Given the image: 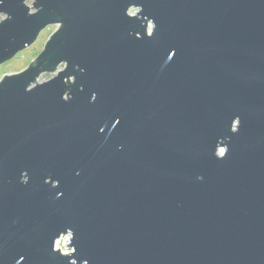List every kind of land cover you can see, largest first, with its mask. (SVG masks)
Returning <instances> with one entry per match:
<instances>
[{
  "label": "water",
  "instance_id": "water-1",
  "mask_svg": "<svg viewBox=\"0 0 264 264\" xmlns=\"http://www.w3.org/2000/svg\"><path fill=\"white\" fill-rule=\"evenodd\" d=\"M51 25L0 78V264H264V0H0V65Z\"/></svg>",
  "mask_w": 264,
  "mask_h": 264
},
{
  "label": "rangeland",
  "instance_id": "rangeland-1",
  "mask_svg": "<svg viewBox=\"0 0 264 264\" xmlns=\"http://www.w3.org/2000/svg\"><path fill=\"white\" fill-rule=\"evenodd\" d=\"M134 9L131 10V13H134ZM58 28V25H51L45 28L39 35L36 42L26 49L20 51L13 59L4 62L0 65V78L5 74L16 73L24 70L29 66V64L40 54L44 49V46L51 34L55 32ZM53 73H46L41 77V80H48ZM69 235L62 237L59 241V247L62 250H65L69 240Z\"/></svg>",
  "mask_w": 264,
  "mask_h": 264
},
{
  "label": "built area",
  "instance_id": "built-area-1",
  "mask_svg": "<svg viewBox=\"0 0 264 264\" xmlns=\"http://www.w3.org/2000/svg\"><path fill=\"white\" fill-rule=\"evenodd\" d=\"M65 236H66V235H65ZM62 237H64V236H62ZM62 237H61V238H62ZM61 238H60V239H61ZM60 239H59V240L57 241V243H56V248H60V247H59V241H60ZM68 243H69V240H68ZM68 243H67V244H68ZM61 250H62V249H61ZM62 252H65V253H68V252H69L68 245H67V247H66L65 250H62Z\"/></svg>",
  "mask_w": 264,
  "mask_h": 264
},
{
  "label": "snow or ice",
  "instance_id": "snow-or-ice-1",
  "mask_svg": "<svg viewBox=\"0 0 264 264\" xmlns=\"http://www.w3.org/2000/svg\"><path fill=\"white\" fill-rule=\"evenodd\" d=\"M224 150L223 149H221V152H223Z\"/></svg>",
  "mask_w": 264,
  "mask_h": 264
}]
</instances>
